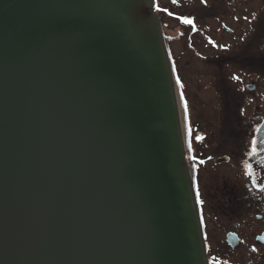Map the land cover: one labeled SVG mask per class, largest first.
<instances>
[{
  "label": "water",
  "instance_id": "obj_1",
  "mask_svg": "<svg viewBox=\"0 0 264 264\" xmlns=\"http://www.w3.org/2000/svg\"><path fill=\"white\" fill-rule=\"evenodd\" d=\"M175 92L155 0H0V264H211Z\"/></svg>",
  "mask_w": 264,
  "mask_h": 264
},
{
  "label": "flooded vegetation",
  "instance_id": "obj_2",
  "mask_svg": "<svg viewBox=\"0 0 264 264\" xmlns=\"http://www.w3.org/2000/svg\"><path fill=\"white\" fill-rule=\"evenodd\" d=\"M203 13L214 14L208 8ZM221 13L227 40L222 38L219 50L208 48L205 56L207 77L218 82L219 93L208 101L211 117L191 118L188 125L189 169L204 211L209 182L219 181L226 190L223 209L238 214L242 230L264 246L257 240L264 234V186L253 184L248 162L251 153L264 158L256 140L264 122V0H221ZM231 231L243 245L244 237Z\"/></svg>",
  "mask_w": 264,
  "mask_h": 264
},
{
  "label": "rangeland",
  "instance_id": "obj_3",
  "mask_svg": "<svg viewBox=\"0 0 264 264\" xmlns=\"http://www.w3.org/2000/svg\"><path fill=\"white\" fill-rule=\"evenodd\" d=\"M162 13L158 16L163 36L170 56L173 74L183 84H175L180 95L179 116L184 132V100H187V113L192 119L211 117V104L208 101L218 96V82L207 77L205 56L208 48L219 50L222 38L227 34L222 29L221 0H155ZM214 14L205 16L204 9ZM186 21H191L187 23ZM214 50L212 52L214 53ZM217 54V52H216ZM216 75V71H215ZM177 85V86H176ZM183 92L184 100L181 99ZM179 101V99H178ZM184 134V133H183ZM204 197L205 232L212 264H264V246L256 245L255 237L238 225V214L223 209L226 190L218 187V182H209ZM235 230L244 237L243 245L232 248L226 241L228 231Z\"/></svg>",
  "mask_w": 264,
  "mask_h": 264
},
{
  "label": "snow or ice",
  "instance_id": "obj_4",
  "mask_svg": "<svg viewBox=\"0 0 264 264\" xmlns=\"http://www.w3.org/2000/svg\"><path fill=\"white\" fill-rule=\"evenodd\" d=\"M187 23H191V21H186ZM236 79H239V77H236ZM177 83L181 84V88L183 87V84L180 82L179 77H177ZM181 99L184 100L183 97V92H181ZM184 109H185V113L187 115V109H188V104H187V100H184ZM189 133H191V127L189 126ZM200 139H203L202 137H200ZM254 143V142H253ZM191 147V144L189 145ZM255 151V149H253ZM193 159H195V157H193ZM204 161H201V163H203ZM201 197V192H200V188L199 185L197 184L196 187V199L200 204L204 203V200L200 198Z\"/></svg>",
  "mask_w": 264,
  "mask_h": 264
}]
</instances>
